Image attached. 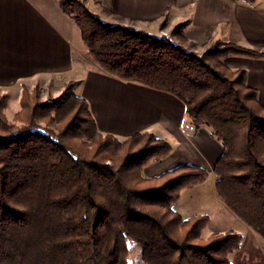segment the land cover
<instances>
[{"label": "trees", "instance_id": "obj_1", "mask_svg": "<svg viewBox=\"0 0 264 264\" xmlns=\"http://www.w3.org/2000/svg\"><path fill=\"white\" fill-rule=\"evenodd\" d=\"M61 7L78 25L89 55L123 82L169 94L197 128L223 147L213 168L220 201L264 241V106L246 70L231 57L264 53L218 42L199 55L174 42L108 25L80 0ZM71 83L58 98L24 92L15 122L0 96V264H129L127 242L144 264H232L243 235L208 238L211 218L175 209L210 172L179 166L155 177L145 170L173 153L150 133L120 140L99 131L88 102Z\"/></svg>", "mask_w": 264, "mask_h": 264}, {"label": "crops", "instance_id": "obj_2", "mask_svg": "<svg viewBox=\"0 0 264 264\" xmlns=\"http://www.w3.org/2000/svg\"><path fill=\"white\" fill-rule=\"evenodd\" d=\"M61 1L0 0V89L19 96L24 86L61 91L75 83V95L88 102L101 133L120 140L150 133L172 146L173 153L166 159L173 162L172 169L198 166L208 170L211 177L223 147L210 131L193 125L184 105L173 96L123 82L102 71L85 48L78 25L63 11ZM83 2L106 24L135 23L155 36L161 29L183 24L186 37L203 47L232 43L264 53V0ZM227 63L234 70L247 71L248 84L258 91L264 106V58L231 57ZM157 166L150 165L147 173L155 172ZM213 187L216 192L215 182ZM190 191L183 193L175 207L185 219L209 216L223 204L216 192L211 195L213 205H205L209 210L204 207L207 211L199 212L192 207ZM185 196L188 202H184ZM224 214L226 219L231 218Z\"/></svg>", "mask_w": 264, "mask_h": 264}, {"label": "rangeland", "instance_id": "obj_3", "mask_svg": "<svg viewBox=\"0 0 264 264\" xmlns=\"http://www.w3.org/2000/svg\"><path fill=\"white\" fill-rule=\"evenodd\" d=\"M80 1H83V0H80ZM85 5H86V3H85ZM86 7H87V5H86ZM89 12L93 14L92 11L89 10ZM108 23H110V24H108ZM108 23H107L108 25H112V26H114L113 24H115V22H108ZM119 25L128 26V27L132 26V27H134L138 30H141V31H144V29H145V28L142 29L141 26L136 25L135 23H128L126 25L125 24H119ZM179 28H181V35L183 36L185 41H182L179 38H174L175 43L182 45L183 47H185L189 50H192L199 55L203 54L205 51H207L211 47H214L215 44L210 45V47L209 46L203 47L201 44L191 41L189 38L186 37V35L184 33L185 25H183V24L178 25L176 27H174L172 25L169 29H163V30L161 29L159 31V32H161V34L160 33H156V34H158L157 37H168V38H170L171 35L176 33ZM145 33H147V32H145ZM79 36H80V34H79ZM81 45H82V42H81ZM69 84H71V83H69ZM67 86L68 85H66L61 91L57 90V89L56 90L51 89V90L44 91V90H42L43 88L24 86L20 91V94H19L20 97L17 95H14V96L9 95L6 93V91H3L2 89H0V96H6L7 97V107H6V111L4 112V114L10 122L16 123L15 118H16L17 114L20 113V111L22 109V98L24 97L23 96L24 92L33 93L34 90L37 89V91L40 94V100L42 102H46L48 99L58 98ZM75 86H76V84H75ZM156 164H158L156 171L150 172V175L145 170V174L147 176H151L152 174L160 175L163 172L171 170L174 166L173 162L170 160H168V161L164 160L162 162L154 163L152 165H156ZM209 179H210V181L208 180L206 184L199 186L198 189L196 188L197 190H192V191L188 192L189 193L188 196L194 197V199H193L194 206H192V207L195 209L199 208L200 209L199 212H206L207 209L209 210V207H206L205 205H208V204L213 205L211 195H213V193L215 195V193H216L214 191V187H213L214 182L216 180V177L214 176V174H212V176L209 177ZM187 200H188L187 196H185L184 202H186ZM190 204H191V202H190ZM204 207L207 209H205ZM210 213H211V211H210ZM224 213H227L231 218L226 219L225 218L226 215ZM214 215H216V216H214ZM224 215H225V217H224ZM210 216H213V219L211 220V223L209 224L208 228L203 233L204 238H208L210 235L215 234V233H224V232H228V231H233V232L239 233V234L243 235V237H244V241H243L241 250L239 252H237L231 258L232 264H264V241L258 235H257L258 236L257 237L256 234L249 232L252 230L249 227H247L243 222L238 220V218H236V216L226 206H224L222 204L221 208H218L216 213H215V210H213L212 214H210L209 217ZM244 228H246L247 230ZM127 245H128V250H129V256H128L129 264H144L142 262V260L140 259V256H139L140 249L138 248V246L131 241H128Z\"/></svg>", "mask_w": 264, "mask_h": 264}]
</instances>
